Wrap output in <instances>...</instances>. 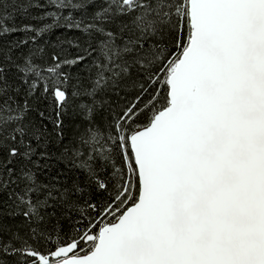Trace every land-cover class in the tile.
Instances as JSON below:
<instances>
[{"label": "snow or ice", "instance_id": "obj_1", "mask_svg": "<svg viewBox=\"0 0 264 264\" xmlns=\"http://www.w3.org/2000/svg\"><path fill=\"white\" fill-rule=\"evenodd\" d=\"M0 264H264V0H0Z\"/></svg>", "mask_w": 264, "mask_h": 264}, {"label": "trees", "instance_id": "obj_2", "mask_svg": "<svg viewBox=\"0 0 264 264\" xmlns=\"http://www.w3.org/2000/svg\"><path fill=\"white\" fill-rule=\"evenodd\" d=\"M35 23V22H34ZM62 30H56L55 35H46L45 37L42 38V40H47L50 44L52 45H56L58 40L63 39L64 37L60 35ZM69 35H71V33H69ZM12 38H19V36H15V37H9V39Z\"/></svg>", "mask_w": 264, "mask_h": 264}]
</instances>
